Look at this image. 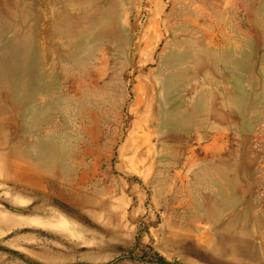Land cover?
<instances>
[{
  "label": "rangeland",
  "instance_id": "rangeland-1",
  "mask_svg": "<svg viewBox=\"0 0 264 264\" xmlns=\"http://www.w3.org/2000/svg\"><path fill=\"white\" fill-rule=\"evenodd\" d=\"M145 260L264 264V0H0V264Z\"/></svg>",
  "mask_w": 264,
  "mask_h": 264
},
{
  "label": "crops",
  "instance_id": "crops-1",
  "mask_svg": "<svg viewBox=\"0 0 264 264\" xmlns=\"http://www.w3.org/2000/svg\"><path fill=\"white\" fill-rule=\"evenodd\" d=\"M182 254H184L183 256H186L187 257V255H185V254H187V253H184L183 251H182ZM178 255V254H177ZM138 264H160V263H158V262H155V261H141V262H139ZM175 264H180L179 262H175Z\"/></svg>",
  "mask_w": 264,
  "mask_h": 264
},
{
  "label": "bare ground",
  "instance_id": "bare-ground-1",
  "mask_svg": "<svg viewBox=\"0 0 264 264\" xmlns=\"http://www.w3.org/2000/svg\"><path fill=\"white\" fill-rule=\"evenodd\" d=\"M32 10V9H31ZM36 100V99H35Z\"/></svg>",
  "mask_w": 264,
  "mask_h": 264
}]
</instances>
